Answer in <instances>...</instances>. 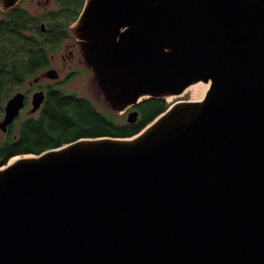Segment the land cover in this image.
<instances>
[{
	"label": "water",
	"instance_id": "1",
	"mask_svg": "<svg viewBox=\"0 0 264 264\" xmlns=\"http://www.w3.org/2000/svg\"><path fill=\"white\" fill-rule=\"evenodd\" d=\"M71 32L112 112L207 87L130 136L0 161V264H264V0H85Z\"/></svg>",
	"mask_w": 264,
	"mask_h": 264
},
{
	"label": "trees",
	"instance_id": "2",
	"mask_svg": "<svg viewBox=\"0 0 264 264\" xmlns=\"http://www.w3.org/2000/svg\"><path fill=\"white\" fill-rule=\"evenodd\" d=\"M0 115L10 94L26 79L50 62L59 35L36 31L40 19L20 6L0 8ZM51 24H65L54 20ZM168 106L162 99L146 98L137 106L140 117L134 123H118L97 109L86 97L51 93L37 118L23 120L18 135L0 140V161L20 154H37L80 137L130 136Z\"/></svg>",
	"mask_w": 264,
	"mask_h": 264
},
{
	"label": "flooded vegetation",
	"instance_id": "3",
	"mask_svg": "<svg viewBox=\"0 0 264 264\" xmlns=\"http://www.w3.org/2000/svg\"><path fill=\"white\" fill-rule=\"evenodd\" d=\"M45 1H47V0H44V2ZM53 1L56 5L55 9H48L47 10V7H45L46 6L45 5V6H43V14L37 16L40 19V21L38 23V27L36 28V31L43 33V34H46L48 32L53 33L55 35H59L61 39H67V40L73 39V41L70 42L71 43L70 46L72 48L68 49V55L71 58H74L76 55L78 57V61L81 62V60L79 58V54L77 55V52H76V49L79 52L78 45L74 40V36H73L72 32L70 31V25H68V27L65 26V24H59V25L58 24H55V25L51 24L50 25V23H48L47 20H72L70 24L74 23L77 20L80 12L84 6L85 0H53ZM38 3H43V0H38ZM17 6L21 7L20 2L17 3ZM62 59L65 60L66 57L64 55H62ZM49 64H50V62H49ZM49 64L46 67H44L42 70H40L33 77V81L30 80V78H28L23 83L19 84V86H17V88L6 99V102H7V100L10 97L14 96L16 93H22L24 96L23 97V105L19 109L18 115L14 118L12 123L7 127L6 131L0 130L1 132H3L6 135L11 133V132H13L12 134H14V136L18 135L21 122L23 120L29 119L30 117H35V118L37 117L38 118L41 114V111L43 110V108L47 104V101H48L51 93L56 92V93H60V94L61 93L69 94L66 92V89L63 87L65 83H62V85H61V84H57L55 82H49V81L42 82L41 81V79H49V77L43 75L45 71H47L48 69H51L50 68L51 66H49ZM84 68L87 70L86 71L84 69L85 73H88L91 75V70L87 69L86 67H84ZM52 69H55L57 71V77H58L59 71L56 68H52ZM75 73H77V71L74 69L71 70V67H70L69 70L64 75L63 81L70 80V78ZM37 92H42L44 98H43L42 103L39 105V107L35 111H32L33 96ZM79 97H84V96H79ZM5 103L3 105L0 120H2L4 117ZM139 103L134 107L128 108L123 113H128L132 110H136L138 112L137 106L139 105ZM138 115H140L139 112H138ZM129 123H134V122H129ZM16 124H17V131H16V127H15Z\"/></svg>",
	"mask_w": 264,
	"mask_h": 264
},
{
	"label": "rangeland",
	"instance_id": "4",
	"mask_svg": "<svg viewBox=\"0 0 264 264\" xmlns=\"http://www.w3.org/2000/svg\"><path fill=\"white\" fill-rule=\"evenodd\" d=\"M19 2H20L21 7H23V9L27 10L30 14H32L34 16L42 15L43 14V6H45V5H46L45 7H47V10L48 9H55V7H56L53 0H47L45 2L43 0V3H38V0H20ZM47 21H48V23H50L49 21L55 23L54 20H47ZM71 21L72 20H66L65 21V26L68 27V25H70V31H71V25H73V23L70 24ZM61 22H62V20H61ZM72 41H73V39L67 40V39H61L60 38L56 47L53 49V52L50 53V64H49V66H51L50 67L51 69L56 68L59 71V76L57 78L41 79V81L42 82H47V81L55 82V83L61 84V85H62V83H65L63 87L66 89L67 93H72V94H75L78 96L87 97L95 104V106L97 107V109L99 111L106 113L107 115H109L111 117H114L118 123L127 122V115L129 112L128 113L112 112L111 110L107 109L99 99H97L95 97V95L91 89V84H90L91 75L88 73H85V71H84V69H85L84 67H86V66L82 61V58L80 56V52H78L76 49L77 55L79 54V58H80L81 62L78 61V57L76 55L74 58H71L68 55V49L72 48L70 46V44H71L70 42H72ZM62 55H64L66 57L65 60L62 59ZM70 67H71V70L74 69L77 71V73H75L70 78V80L63 81L64 75L66 74V72L69 70ZM33 77H30V80L33 81ZM191 93H192V90L187 89V91L185 93H183L181 96L173 97V98H166L165 101L167 102L168 105H170L172 102H174L176 100L191 99ZM139 117H140V115H138V118ZM0 118H1V115H0ZM15 127H16V131H17V124ZM7 135L0 131V140L1 141L4 140ZM20 155H24V154H20Z\"/></svg>",
	"mask_w": 264,
	"mask_h": 264
},
{
	"label": "bare ground",
	"instance_id": "5",
	"mask_svg": "<svg viewBox=\"0 0 264 264\" xmlns=\"http://www.w3.org/2000/svg\"><path fill=\"white\" fill-rule=\"evenodd\" d=\"M206 87H207V84H204V83H198V84L190 86L188 89L192 90L191 100L201 99L206 90Z\"/></svg>",
	"mask_w": 264,
	"mask_h": 264
}]
</instances>
